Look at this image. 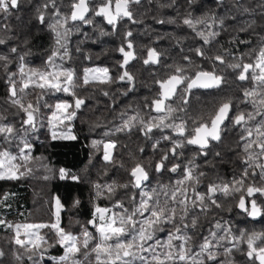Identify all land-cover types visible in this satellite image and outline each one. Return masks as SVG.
<instances>
[{
  "label": "trees",
  "instance_id": "trees-1",
  "mask_svg": "<svg viewBox=\"0 0 264 264\" xmlns=\"http://www.w3.org/2000/svg\"><path fill=\"white\" fill-rule=\"evenodd\" d=\"M45 3H48V8L42 9ZM55 3L61 13L70 15L71 0H55ZM38 9L45 12L44 24L37 19ZM55 10L50 0H24L19 9L12 10L7 18L0 13V38L5 40L4 44H0V56L7 57V68L5 61L0 60V117L4 118V123L13 125L17 130L27 128V140L32 144L28 153L32 159L26 167L20 169L26 174L15 180H0V219L13 225L52 223L58 198L61 204L62 228L81 233L87 227L94 237L89 244L88 251H90L97 242L98 234L88 221L92 219L97 205L121 214L123 209L114 207L116 201H121L124 208L131 212L133 207L139 204L142 191L150 192L152 189L159 191L160 186H168V190L171 191L177 186V181L184 179L185 169L194 165V175L199 173L204 175L199 177L198 184L194 181L184 183L189 197L188 216L181 222L179 220L181 206L175 205L176 219L172 223H164L163 230L157 231L149 244L154 243L156 239L166 241L169 233L175 231L174 224L183 227L184 224H190L193 217L197 218V226L187 230V234L192 237L188 247L192 249L193 254L200 251L199 245L205 237L211 238V232H217L218 235L225 234L216 229L215 225L218 222L224 227H230L234 236H239L241 231L264 232V216L253 219L238 209L240 195H246V187L232 196H225L220 191L206 195L207 208L200 206L199 202L196 206L191 205V200L195 198L193 184L197 192L207 194L209 185L231 186L232 182L241 179L244 169L248 167L245 162L244 144L249 139H255V134L253 137H247L244 128L249 127L254 130L255 125L264 119V116L256 115L257 108L244 97V90L253 88L254 82L238 80V70L234 71L227 65L238 62L241 58L245 63L253 62L256 52L264 45V0H193L192 3H189V0H140L139 4L131 5L136 23L124 18L114 28L99 16L91 17L92 24L69 21L67 27L72 31L67 37V56H64V49L56 44L55 33L48 27ZM189 13H192L193 17L215 15L217 21L223 18V25L212 24L209 20L208 26H197L199 31L205 33L215 31L219 34L209 43H204L196 31L183 23V19ZM241 29L245 30L241 31ZM102 31L108 34L102 35ZM127 31L133 33L132 37L125 36ZM129 39L133 42L132 50L136 59L130 61L125 69L120 67L123 55L118 49L124 45L125 50L128 51ZM12 48H16V51L12 52ZM148 48H154L161 54L159 63L147 65L143 63L147 59ZM197 48L202 49L203 55L195 51ZM57 49L59 54L53 58V62L63 69L74 71L75 82L79 85L75 89L76 96L85 101L84 105L76 110V117L71 122L65 121L67 129L71 128L74 132L75 139L52 138L53 129L48 123L52 109L45 107L47 104L54 109L55 104L63 100L74 106L75 97L62 91L41 90L35 85H30L24 93L19 92V88L23 86L21 64L25 66V73H28L29 69L50 72L52 67L48 64V58ZM217 55L224 56V64L214 59ZM185 56L189 59L185 60ZM176 65L184 67L186 75L189 76L199 70H215L218 75L225 77V83L218 89L192 91L188 94L189 102L186 106L181 102L179 92L176 97L166 102L172 104L174 108L181 109L180 114L177 116L174 113V116H183L188 130L198 126L201 119L208 121L219 106L228 100H231L233 105L231 117L245 112L252 113L255 119L235 127L230 117L223 127L221 141L212 143L206 150L207 155L185 143L183 148L177 150L176 156L173 157L169 153V160L165 161L167 167L157 172L156 163L172 144L171 141L161 140L156 149H153L152 145L162 135L170 136L172 139H183V137H179L172 129L167 128H154L146 136L140 130L141 125L138 122H134L135 126L130 131L116 132L115 129L123 123V120L138 113L145 121L160 115L152 105L161 91L157 81L165 80L173 74ZM94 67H107L113 78L112 82L97 81L83 84L84 69ZM125 70L133 75L134 81L118 79ZM11 73H15L12 79L17 85L16 98L22 96L25 106L31 102L34 107L39 108L35 113V129L22 124L27 118L26 114L11 103L12 98L9 93ZM180 88L182 89L183 86ZM105 92L108 95H104ZM193 121L196 123L194 124ZM167 122L171 123L172 120ZM175 122L179 123L180 120L176 119ZM67 129L62 124L56 130L59 133ZM106 133L110 134L105 135ZM187 134L186 132L185 135ZM241 136H245L246 139L242 140ZM94 141L115 142L111 161L106 162L103 159V145L96 147L93 145ZM18 146L23 147L22 141L12 139L10 142H5L0 135V151L8 149L19 157ZM253 150L259 151L255 146ZM25 151L28 152L27 149ZM216 153L220 155L217 156ZM17 161L23 163L19 158ZM258 162L263 163V157H260ZM136 163H141L149 173V179L140 188L132 186L134 178L131 176V169ZM174 164L180 167L176 172L169 171ZM28 169L31 171L28 172ZM61 169L66 173L63 178L60 175ZM255 171L259 173L260 169L256 168ZM251 172L252 170L249 169V177L245 185L254 183L255 186L264 187L261 177L259 175L253 177ZM68 174L75 175L79 179L73 180ZM113 182L116 185L127 184L128 187H117L115 194L109 198L110 194L104 186ZM97 185L101 186L100 195H97ZM209 195L221 206L216 207L211 204ZM133 197L135 200L132 199ZM177 197L183 199L179 193ZM255 197L258 206L264 205V195L256 193ZM163 198L161 196V200ZM136 218L140 219L139 216ZM41 233L46 240L42 247L43 258L33 256L29 259L31 253H26L25 249L15 244L14 230L7 224L0 225V250L5 253L0 257V264H34L36 261L38 264H57V260L53 258L62 256L64 249L57 242L55 231L44 228ZM233 242L232 237L229 236L222 244L224 247H231ZM175 243L178 244L179 241ZM214 250L222 253L223 247ZM83 251L85 250L82 249L81 253L77 254V259L81 261L85 260ZM246 252V244L241 243L239 250L234 249L229 258L231 264H250ZM17 255L21 256L20 260L16 259ZM146 255L150 256V253ZM224 259L223 255L218 256L216 264H220ZM85 264H95V254H91Z\"/></svg>",
  "mask_w": 264,
  "mask_h": 264
},
{
  "label": "snow or ice",
  "instance_id": "snow-or-ice-1",
  "mask_svg": "<svg viewBox=\"0 0 264 264\" xmlns=\"http://www.w3.org/2000/svg\"><path fill=\"white\" fill-rule=\"evenodd\" d=\"M24 0H0V13H3L7 18L12 10L19 9L23 4ZM52 6L56 9L52 14L50 22L48 23L49 29L55 33L56 44L64 49V56L68 55L66 47L67 37L72 31L71 28L67 27L68 22H81L83 24H92L93 19L91 17H103L109 25L114 28L119 21L124 18H128L133 23H136L131 10L132 4H139L140 0H71L69 5L71 12L70 15L61 13L60 9L56 7L55 0H50ZM193 0H189L192 3ZM48 3L42 6V9H47ZM42 9H38L37 19L41 24L46 21L45 12ZM247 11V9H245ZM209 20L212 24L219 23L223 25L224 20L220 18L217 21L215 15L203 17H193L192 13H189L184 19L183 23L189 28L196 31L204 43H209L211 39H214L219 33L215 31H204L197 30L198 25L208 26ZM164 23V21H159ZM245 29H241L244 31ZM102 35L108 33L101 32ZM133 33L127 31L126 37H132ZM63 42V43H62ZM5 40L0 38V44H4ZM133 42L129 39L127 41V49L125 50L124 45H121L118 51L123 55V61L120 62V67L125 68L130 61L136 59L133 49ZM79 50V49H77ZM12 52L16 51V48L11 49ZM198 54L203 55V51L200 48L195 50ZM59 54V49L53 52V55L48 58V64L52 67V71H42L36 69H29L28 73L24 72V65L20 66V73L22 76L23 86L19 88L20 93H24L30 85H35L41 90H49L53 92H65L70 93L74 100V106L67 100L59 101L55 104L54 109L51 105H45L52 109L51 115L48 117V123L52 131L53 139H75V136L67 134L65 131L57 132L59 125L64 124L67 129L65 121L71 122L77 115L76 110L80 109L84 105L85 101L76 96L75 89L79 86L75 82V74L71 69H63L61 66L56 65L53 62V58ZM251 55V53H250ZM161 54L154 48L147 49V59L143 61L144 64H156L160 61ZM63 59V57H61ZM185 60L189 58L184 57ZM221 64L225 63V58L222 55H217L214 58ZM0 60L5 61V68H7V57L0 56ZM23 60V57H21ZM189 63H191L189 61ZM227 67L238 70L237 79L240 81L251 80L254 82V87L251 89L244 90V97L250 101L254 107L257 108L256 115L264 116V45H262L255 54L253 62L245 63L243 58L240 61L228 64ZM15 73L9 75V93L11 103L18 106L23 113L26 114V119L22 121L23 125L30 126L35 129V113L39 111L38 107H34L31 102L25 106L23 103V97L16 98L18 96L16 82L12 79ZM26 77V79L24 78ZM119 80H127L129 82L134 81V77L129 71L125 70L118 77ZM113 78L109 74L107 67H94L84 69L83 84H89L91 82L110 83ZM160 85L161 91L158 96L153 100L152 105L157 113L160 115L150 118L145 121L143 117L139 115L130 116L123 120V123L116 127V132H123L125 130H131L135 126L134 122H138L141 125V131L148 136L154 128L157 129H172L179 137L183 139H172L167 135H162L152 145L153 149H156L160 144L161 140L171 141L172 147L164 152L161 156L160 161L156 163L155 170L160 172L162 169L167 167L165 161L169 160V153L174 157L177 154V150L183 148L185 143L189 145H198L200 150L207 149L210 141L221 140V125L228 120L229 112L233 107L231 100L222 103L215 114L210 116L208 121L200 120L199 125L188 130L186 121L183 116L176 117L174 113L181 111V109L174 108L172 104L166 103L173 97H176L179 92V98L181 102L186 106L188 104V94L193 89H218L223 83H225V77L218 75L215 70L213 71H196L193 75H186V69L180 65L174 67L173 74L169 75L167 79L157 81ZM180 86H183L181 89ZM127 93H125L126 95ZM104 95H108L107 92ZM69 109H72L69 111ZM123 115V114H122ZM3 117H0V135L3 136L5 142H10L12 139H18L22 141L23 147H19V159L23 163H16L18 156L13 155L8 149L0 151V180H15L24 176L26 172L20 169L26 167L32 157L28 154L31 151L32 144L28 142L27 135L28 129L22 128L17 130L13 125L3 122ZM179 119L180 122L176 123L175 120ZM235 125L247 124L248 121L255 119L252 113L240 112L236 116L231 117ZM172 120L171 123L167 122ZM195 124L196 121H193ZM244 131L247 133V137H253L255 139H249L244 144V152L246 153L245 162L248 167L244 169L241 179L232 182V185H209L207 194L197 192L195 184L192 185V190L195 192V198L191 200V205L196 206L199 202L200 206L207 208L208 204L205 203L206 195L214 194L217 191L222 192L225 196H232L235 193H240L242 189L246 187V195L253 197L254 193L264 195V187L255 186L254 183L245 185V181L249 177V169L252 170L251 175L255 177L259 175L261 181L264 182V163H260L259 158L264 157V119H261L256 125L255 129L245 127ZM70 132V129H67ZM188 133L187 136L185 133ZM21 133H23L21 135ZM106 133L105 135H109ZM242 140H245V136H241ZM103 144V158L105 161H111L112 155L111 150L115 147L114 141L97 142L94 141L93 145L98 147ZM254 146L259 151H254ZM28 150L26 152L25 150ZM143 151V149H141ZM207 155V152L204 151ZM217 156L220 153H216ZM191 163V162H190ZM180 165L174 164L169 171L176 172ZM193 167L185 169V176L183 180L176 182L177 186L171 191L168 190V186H160V190L152 189L150 192L142 191L140 193L141 199L137 206H134L131 212L124 208L121 201H116L114 207L118 206L123 209L121 214L112 212L108 215L110 209L107 207L96 206L93 213V217L88 221V224L92 225L95 232L98 234L96 243L91 247L90 251L89 244L93 241L94 237L88 228L85 227L80 236L74 235L71 232H66L59 224V211H60V200L57 198V212L55 223H25V224H11L5 220L0 219V225L7 224L11 229H14L13 240L16 245L20 248L25 249V252H30L29 259L33 256H38L39 259L43 258L42 247L46 243L45 237L40 234V230L48 228L55 231L57 242L64 248V254L59 258H53L57 260V264H85V261L91 254H95V264H206V262H212L216 264L217 258L220 255L225 257L224 260L220 261V264H231L230 257L234 249L239 250L241 243H245L247 246L246 256L250 264H264V232H252L247 233L241 231L239 236L232 235L230 227H224L219 222L215 225L216 229L223 231L224 235H218L217 232H211L210 237H205L203 242L199 245L200 251L193 254L192 249L188 247L192 237L187 234L189 228H195L197 226V218L193 217L190 224H184L183 227L174 224V232H170L166 241H160L156 239L154 243L149 244V241H153L155 233L161 231L164 223H172L177 216V207L180 205L181 215L179 220L183 222L184 218L189 214V197L187 196V187L184 186L185 181H194L196 184L199 183V177L203 176V173L194 175ZM256 168L260 171L257 173ZM31 169H28L30 172ZM61 177H65L66 173L64 169L60 170ZM70 175L73 180L79 179L75 175ZM131 176L134 178L133 187L140 188L141 185L149 179V173L141 163H136L135 167L131 169ZM98 189L97 195H100V185L96 186ZM109 198L115 194L117 187L127 188L128 185H116L113 182L110 185H105ZM177 193L180 194L183 199H178ZM163 196V200H161ZM135 200V197L132 198ZM211 204L216 207H220L216 200L211 199L208 196ZM238 207L242 209L249 217L256 218L264 216V205L258 206L256 199H251L250 208L246 206L245 195L241 194L238 202ZM147 213V215H145ZM139 216L138 220L136 217ZM232 237L233 243L231 247H224L222 242L228 240V237ZM82 237V239H81ZM130 237V238H129ZM179 241V243H175ZM215 241V243H213ZM223 247V252L220 253L214 249ZM82 249L84 261L77 259V254H80ZM150 253L149 255H146ZM5 255L3 250H0V257ZM17 260L21 259V256H16ZM38 264V261L34 262Z\"/></svg>",
  "mask_w": 264,
  "mask_h": 264
},
{
  "label": "flooded vegetation",
  "instance_id": "flooded-vegetation-1",
  "mask_svg": "<svg viewBox=\"0 0 264 264\" xmlns=\"http://www.w3.org/2000/svg\"><path fill=\"white\" fill-rule=\"evenodd\" d=\"M197 90L210 91V90H214V89H194V90H192V91H197ZM231 113H232V110H231ZM231 113H230V116H229V117H231ZM176 114H177V116H178V115L180 114V111L176 112ZM229 119H230V118H229ZM229 119H228V120L226 121V123L221 127L222 130H223V127L228 123ZM241 125H242V124H241ZM234 126H235V127H239L240 125L236 126V125L234 124ZM221 139H222V132H221ZM220 141H221V140H219V141H217V142H215V141H210V143H209V147H208L207 149L203 150V151H201L199 147L192 146V145H189V144H187V143H186V144L189 145V146H191L192 148L198 150V151L201 152L202 154H204V151L208 150V149L211 147L212 143H218V142H220ZM263 163H264V159H263ZM255 196H256V193L253 194V197H248L247 195H245V201H246V206H247V207L250 208V202H251V199L254 198V199L257 200V198H256ZM238 209L241 210L239 207H238ZM241 211H242V210H241ZM242 212H244V211H242ZM244 213H245V212H244ZM251 218H252V217H251ZM256 218H257V217H256ZM253 219H254V218H253Z\"/></svg>",
  "mask_w": 264,
  "mask_h": 264
},
{
  "label": "rangeland",
  "instance_id": "rangeland-1",
  "mask_svg": "<svg viewBox=\"0 0 264 264\" xmlns=\"http://www.w3.org/2000/svg\"><path fill=\"white\" fill-rule=\"evenodd\" d=\"M67 134H70V135H72V136H74V132L71 130V128H70V132H67V131H65ZM105 142H107V141H105ZM103 145V144H102ZM103 153H104V149H103ZM113 153H114V148L111 150V155H112V157H113ZM19 158V157H18ZM104 159V158H103ZM18 160V159H17ZM106 162H109V161H106ZM16 163H18V161H16ZM55 206H56V208H55V212H54V218H53V220H52V223H55L56 222V212H57V205L55 204ZM60 210H61V208H60ZM111 213H112V211L110 210V212H109V214L108 215H111ZM39 223H41V222H39ZM17 224H19V223H17ZM22 224H25V223H22ZM33 224H35V223H33ZM59 224H60V226L62 227V224H61V217H60V211H59ZM15 225V224H14ZM14 230V229H13ZM42 230V229H41ZM41 230H40V234L42 235V233H41ZM66 231V230H65ZM66 232H71V233H73L74 235H77V236H79L81 233H74V232H72V231H66ZM81 239H82V237H81ZM63 248V247H62ZM64 249V248H63Z\"/></svg>",
  "mask_w": 264,
  "mask_h": 264
},
{
  "label": "water",
  "instance_id": "water-1",
  "mask_svg": "<svg viewBox=\"0 0 264 264\" xmlns=\"http://www.w3.org/2000/svg\"><path fill=\"white\" fill-rule=\"evenodd\" d=\"M193 90H194V89H193ZM231 110H232V108H231ZM231 110H230V112H229V116H230ZM226 121H227V120H226ZM226 121H225V123H226ZM225 123H224V124H225ZM224 124H223V125H224ZM223 125H221V127H222ZM236 126H238V125H236ZM215 142H217V141H215ZM192 146L199 147L198 145H192ZM208 147H209V145H208ZM208 147H207V148H208ZM263 159H264V157H263ZM161 171H162V170H161ZM161 171H160V172H161ZM241 210H242V209H241ZM242 211H243V210H242Z\"/></svg>",
  "mask_w": 264,
  "mask_h": 264
}]
</instances>
